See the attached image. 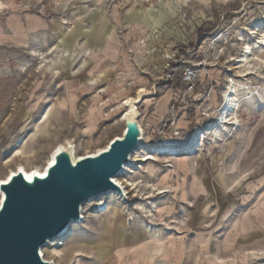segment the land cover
Wrapping results in <instances>:
<instances>
[{
	"label": "rangeland",
	"instance_id": "rangeland-1",
	"mask_svg": "<svg viewBox=\"0 0 264 264\" xmlns=\"http://www.w3.org/2000/svg\"><path fill=\"white\" fill-rule=\"evenodd\" d=\"M0 3V181L20 165L28 171L44 169L61 146L71 147L78 160L101 152L123 135L122 101L135 98L141 88L155 94L136 107L144 140L124 175L130 182L144 181L143 186L129 188L123 201L117 193L106 197L104 210L96 209V200L86 203L82 222L42 249L44 260L151 264L145 232L150 226L162 242L150 247L159 264H264V245L249 253L224 254L232 260L218 259L209 238L212 226L202 229L195 223L191 203L192 176L199 174L204 158L214 159L226 147L250 140L264 123V63L252 56L264 58L256 46L264 36V0ZM106 15L119 25L105 42L109 33L98 26L108 24ZM82 26H93L84 43L77 39ZM82 43L83 49L99 45L82 56L76 53ZM247 46L250 63L242 64ZM93 61V72H101L98 81L84 75ZM190 68L196 73L193 84L184 81ZM234 85L245 89L239 96V125L221 129L218 139L215 126ZM47 110V120L41 122ZM196 136L205 139L191 154L141 162L150 148H180ZM164 187L168 192L159 194L157 189ZM142 202L157 206L154 217L141 213Z\"/></svg>",
	"mask_w": 264,
	"mask_h": 264
},
{
	"label": "water",
	"instance_id": "water-1",
	"mask_svg": "<svg viewBox=\"0 0 264 264\" xmlns=\"http://www.w3.org/2000/svg\"><path fill=\"white\" fill-rule=\"evenodd\" d=\"M140 102H133L134 109ZM139 115L126 124L121 137L96 156L74 162L68 151L55 157L44 176L28 181L22 172L1 184L0 264H54L40 251L61 236L72 221H81L85 202L111 190L122 193L113 178L140 145Z\"/></svg>",
	"mask_w": 264,
	"mask_h": 264
},
{
	"label": "crops",
	"instance_id": "crops-1",
	"mask_svg": "<svg viewBox=\"0 0 264 264\" xmlns=\"http://www.w3.org/2000/svg\"><path fill=\"white\" fill-rule=\"evenodd\" d=\"M90 16L95 14L91 13ZM106 19L108 24L103 22L98 26L105 35L119 23L107 15ZM124 23H127L125 18ZM92 29L93 26L80 27L77 39L84 43ZM108 35L105 42L113 39L110 33ZM83 43L76 50L82 56H89L99 45L94 43L83 49ZM96 65L93 61L87 66L84 75L88 81L100 79L101 72H93ZM224 150L214 159L204 158L199 174L192 176L195 191L193 189L191 203H195L192 209L195 223H199L202 229H206L208 224L212 226L209 238L214 247L213 254L218 259L232 260V256L225 255L249 253L252 248L264 245V123L250 140H242L233 148L231 145ZM231 165L236 166L234 171L230 170Z\"/></svg>",
	"mask_w": 264,
	"mask_h": 264
},
{
	"label": "bare ground",
	"instance_id": "bare-ground-1",
	"mask_svg": "<svg viewBox=\"0 0 264 264\" xmlns=\"http://www.w3.org/2000/svg\"><path fill=\"white\" fill-rule=\"evenodd\" d=\"M1 6H2V4L0 3V7ZM256 46H257V48H261L262 53H264V36H263V38L261 40H259V42L256 43ZM251 55H252V49H251L250 46H247L246 47V51H245V55H244V57L242 59H240V62L242 64H244L245 62H247V64H249L250 63L249 57ZM252 56L254 57L255 61H258L260 63H264V58L256 57L255 55H252ZM247 72L252 75L253 71L247 70ZM242 90H245V89H243L242 87L238 88L237 86L234 85L231 88V92L225 95V98H224V101H223V104H222L221 115L219 116L220 119L218 120L217 125L215 126L216 130L214 131V134L216 135V137L218 139L221 138V129L227 130L228 126H238L239 125V121L237 119L236 114H237V111L240 108V98H239V96L241 95L240 92ZM154 95H155L154 93L151 94V93H149L146 90H143V91L140 90L139 92H137V95H136L135 98H126V99H124L122 101L121 106L125 108V111H124L123 116H122V120L125 121V129H126V124L129 122V120L135 118L136 115L137 116L139 115V111H138L137 108H135V109H134V107L130 108V106H132L133 102L135 101V102L142 103L145 97H153ZM248 100L251 101V100H253V98L251 97ZM47 117H48V110L45 111L41 115L39 120L41 122H44L45 120H47ZM139 129H140V132H141V136H140V145H141V143L144 140V131H143L142 126H141L140 123H139ZM210 132H212V131H210ZM204 139H205V136H202V138L200 136H196V137H194V139L188 145H186L185 147H183L181 149H176V148H174V147H172V146H170L168 144L165 145L164 147H153V148H150L148 151H145L144 158L141 160V162L157 161V157H163L164 158V157L168 156V157H172V158H177L181 154H183V155L184 154H191L193 152L194 148H196L197 146L202 145ZM107 148H108V146L104 150H102L101 152L105 151ZM139 149H140V147L135 150V152H134L135 155L138 153ZM62 150L68 151L70 156H71V158H72V160L75 163L82 159L81 158V159L78 160V159L75 158L74 153H73V149L71 147H67L66 148V147L61 146L51 155V158H49L48 164H47V166L44 169L35 168V170L28 171L26 169V167L20 165L16 171H11L10 176L8 178H6L5 180H3V181H8L9 182L10 178L12 176L16 175L18 172H22L28 181H32V179L35 176H44L47 173L48 168L55 163V157L57 156V154H59ZM101 152L93 154V155H89L87 157L96 156V155L100 154ZM20 153L21 152H19V151L17 152V154H19V155H20ZM133 155L130 157L129 163H127L124 166V168L121 170V172L113 178V180L116 181L115 184L118 185L122 189L124 194H122V193H120L118 191L111 190L110 192L102 193V194L98 195L95 198L87 200L85 202V204L86 203L87 204L91 203L92 202L91 200H93V201L96 200L98 202V207L96 209L97 210H104L105 209V207H104V199L106 197L117 196L116 195V193H117L120 196H122V197H120V196H118V197L123 201L124 200L123 198L126 199V195L130 193V192H128L129 188L130 189L132 188V190L133 189L135 190V189H138L139 187L141 188L143 186L144 181L135 180V181L130 182V181L124 179V175L129 170L130 163L133 162L132 161V159L134 158ZM1 184H4V183H0V185ZM147 187H154V186H151L150 184H147ZM167 188L168 187H164L163 189H157V190L159 191V194H162V193L168 192L167 190H164V189H167ZM4 197L5 196H4L3 192L0 190V207H1L2 203H3ZM149 204H153V203H146V202L140 203L139 210H141V213L146 215V217H151L152 218V217H154L153 213L156 212V210H157V206L154 205L153 207H150ZM131 218H133V217H131ZM82 220H83V217H82ZM82 220H81V222H82ZM79 222L80 221H72L70 226L66 230V232H64L59 237L51 238L48 241V243L46 244V246H51L53 244V242L55 240H57V238H62V237L65 238L66 235H68V233L70 232L69 228L72 227L73 225H75L76 223H79ZM145 227L147 228V230L145 231L146 234L150 235L149 242L147 244V246L149 245L148 246V250H146L147 254H148V259H149L151 264H159L158 260L156 259L157 253L153 254L152 248L150 249L151 245H154L156 248H159V246H161V244H162L160 237L158 236V234H156L157 228H153V227H150V226H145ZM47 248H49V247H47ZM54 253H55V256L58 257V258L59 257L60 258L63 257V254L60 251L54 250ZM40 254L44 258L42 250H41ZM52 262L54 264H56L54 261H52Z\"/></svg>",
	"mask_w": 264,
	"mask_h": 264
},
{
	"label": "built area",
	"instance_id": "built-area-1",
	"mask_svg": "<svg viewBox=\"0 0 264 264\" xmlns=\"http://www.w3.org/2000/svg\"><path fill=\"white\" fill-rule=\"evenodd\" d=\"M195 77H196L195 71L190 68L185 73L184 81L188 84H190V83L193 84V80ZM40 253H41V251H40ZM42 258H43V256H42Z\"/></svg>",
	"mask_w": 264,
	"mask_h": 264
},
{
	"label": "snow or ice",
	"instance_id": "snow-or-ice-1",
	"mask_svg": "<svg viewBox=\"0 0 264 264\" xmlns=\"http://www.w3.org/2000/svg\"><path fill=\"white\" fill-rule=\"evenodd\" d=\"M141 91H143V89H142ZM7 182H8V181H0V183H7ZM112 183H113V184H115V183H116V181H115V180H113V181H112Z\"/></svg>",
	"mask_w": 264,
	"mask_h": 264
}]
</instances>
